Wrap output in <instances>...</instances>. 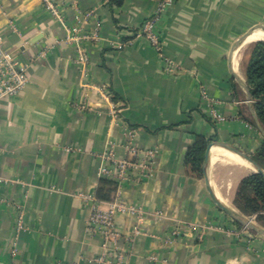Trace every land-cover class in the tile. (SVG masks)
<instances>
[{"label":"crops","instance_id":"obj_1","mask_svg":"<svg viewBox=\"0 0 264 264\" xmlns=\"http://www.w3.org/2000/svg\"><path fill=\"white\" fill-rule=\"evenodd\" d=\"M156 13L162 53L178 65L171 73L136 36ZM73 25L97 28L98 38L78 49L64 40ZM260 26L264 0H0V33L29 64L21 91L0 98V264H104L101 238L87 227L93 203L82 195L95 196L116 162L148 149L156 151L151 175L113 194L143 210L141 224L115 217L133 235L123 244L128 264H264V236L238 227L211 198L203 170L198 177L186 165L198 135L250 157L263 143L243 67L252 42L236 44ZM216 147L209 186L236 212V188L255 169L211 163Z\"/></svg>","mask_w":264,"mask_h":264},{"label":"built area","instance_id":"obj_2","mask_svg":"<svg viewBox=\"0 0 264 264\" xmlns=\"http://www.w3.org/2000/svg\"><path fill=\"white\" fill-rule=\"evenodd\" d=\"M162 5L170 3L172 0H161ZM48 8L52 15L59 21L63 22L60 11L53 5L48 4ZM88 14H91L89 12ZM157 13L147 18L136 30V36L144 37L150 46L162 57L163 68L166 72L171 73L178 69V65L174 61L162 53V43L160 36L155 30ZM68 34L65 36L67 43L74 44L78 49L83 41L96 40L98 38L97 28L92 32H84L80 26L73 25L67 27ZM45 51H41L40 56ZM28 63H21L17 56L4 48L3 37L0 34V98L5 96H16L28 81L27 68ZM204 98L207 93L204 89L201 91ZM212 119L221 121V115L211 110ZM156 155L154 149L144 151L143 156L135 161H118L114 164L112 172H104L109 174L111 179L118 183L122 181H133L137 179L147 178L151 175L152 161ZM82 197L93 203L92 212L87 221V227L91 234L98 235L101 238V246L103 251L96 260L104 264H128L126 260L125 248L123 244L133 240V235H123L117 228L115 217L120 213H127L134 217L137 224H141L143 219V210L139 205L128 203L122 200L118 195L108 202L104 208L101 201L97 200L93 194H83ZM254 221V216L247 217ZM21 220L18 219L17 227L21 228ZM243 231L253 237L247 227H243ZM139 233L136 227L133 234Z\"/></svg>","mask_w":264,"mask_h":264},{"label":"trees","instance_id":"obj_3","mask_svg":"<svg viewBox=\"0 0 264 264\" xmlns=\"http://www.w3.org/2000/svg\"><path fill=\"white\" fill-rule=\"evenodd\" d=\"M106 1L111 6H119L124 0ZM243 67L256 115L264 128V40L255 41L247 47L243 56ZM206 145V138L198 135L186 153L189 172L198 177H202ZM251 158L264 170V141ZM117 187L118 182L114 179L100 178L95 190V198L109 202L113 199ZM233 204L245 216H254L255 222L264 228V177L258 172L243 177L236 188ZM234 223L238 227L241 226L235 220Z\"/></svg>","mask_w":264,"mask_h":264},{"label":"water","instance_id":"obj_4","mask_svg":"<svg viewBox=\"0 0 264 264\" xmlns=\"http://www.w3.org/2000/svg\"><path fill=\"white\" fill-rule=\"evenodd\" d=\"M258 28H260L261 31L264 32V26H260ZM254 29H255L254 27L251 28L243 37H241L236 42V44H240L242 42V40H244L248 35H250L253 32ZM247 95H248V97H247L248 101H251V96H250V93H249L248 89H247ZM253 117H254V120H255V123H256L258 129L260 130V132L262 133V135L264 137V128L261 125V123H260V121H259V119H258V117H257V115L255 113H253ZM213 144L222 146V147L226 148L227 150H229V151H231L233 153H236L237 155H239L241 158L245 159L246 161L250 162L253 165V167L255 169V172L260 173L263 177H264V170L249 155H247L246 153L240 151L239 149H236L235 147H233L231 145H228V144L222 143V142H216V141L209 142L207 144V147H206V150H205V154H204L203 163H202V170H203V173H204L205 185H206V188H207V190H208L211 198L216 203V205L220 209H222L226 214H228L232 219H234L235 221H237L241 225L247 227L249 230L253 231L254 233H257V234H260V235H263L264 236V228L263 227H261L260 225H258L256 222H254V221L246 218L242 214H239V213L233 211L231 208L225 206L213 194V192H212V190H211V188L209 186L208 178L206 176V166H207L208 159H209V150H210V147Z\"/></svg>","mask_w":264,"mask_h":264},{"label":"bare ground","instance_id":"obj_5","mask_svg":"<svg viewBox=\"0 0 264 264\" xmlns=\"http://www.w3.org/2000/svg\"><path fill=\"white\" fill-rule=\"evenodd\" d=\"M255 28V27H254ZM258 40H264V32L261 30H257L252 32L245 40L244 43H250L253 41H258ZM213 146H218L221 148H213L211 150V163L217 162V161H222V162H227V163H234V164H239V165H244V162L248 163V161H245L242 159L239 155L236 153H233L226 148L219 146V145H212ZM210 147V148H211ZM223 148V149H222ZM242 160V161H241ZM249 164V163H248ZM246 165V164H245ZM250 165V164H249ZM248 166V165H247ZM246 167V166H245ZM215 193L218 194L216 190H214ZM217 197V196H216ZM222 197V196H221ZM221 201V200H220Z\"/></svg>","mask_w":264,"mask_h":264},{"label":"rangeland","instance_id":"obj_6","mask_svg":"<svg viewBox=\"0 0 264 264\" xmlns=\"http://www.w3.org/2000/svg\"><path fill=\"white\" fill-rule=\"evenodd\" d=\"M1 34V33H0ZM2 35V34H1ZM2 37H3V35H2ZM252 43H254V42H252ZM251 43V44H252ZM3 44H4V48L6 49V50H9L8 49V47L6 46V44H5V40H4V37H3ZM251 44H249V45H251ZM248 45V46H249ZM113 107H111V109H112ZM111 109H110V112H111ZM237 213H239V214H242L240 211H236ZM243 216H245L244 214H242ZM246 217V216H245ZM247 218V217H246ZM254 222H255V220H254Z\"/></svg>","mask_w":264,"mask_h":264}]
</instances>
